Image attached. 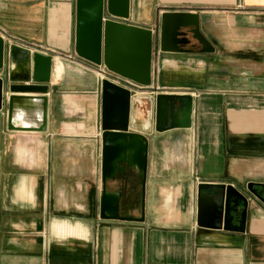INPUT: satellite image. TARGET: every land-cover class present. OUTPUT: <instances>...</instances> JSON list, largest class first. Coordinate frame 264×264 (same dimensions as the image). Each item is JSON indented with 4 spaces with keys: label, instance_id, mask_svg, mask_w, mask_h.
<instances>
[{
    "label": "crops",
    "instance_id": "crops-1",
    "mask_svg": "<svg viewBox=\"0 0 264 264\" xmlns=\"http://www.w3.org/2000/svg\"><path fill=\"white\" fill-rule=\"evenodd\" d=\"M76 8L77 0H0L6 44L53 56L48 93L8 90L0 109V264H264V203L250 202L245 232L198 223L201 183L264 185V0H130L119 21L155 31L164 12L189 11L210 44L155 50L149 88L76 55ZM105 78L132 94L182 96L166 100L163 131L156 107L152 128L150 102L138 108L146 120L131 131L149 141L145 180L139 138L104 179ZM13 95L49 98L46 132L9 128ZM104 192L107 215L134 220L104 217Z\"/></svg>",
    "mask_w": 264,
    "mask_h": 264
},
{
    "label": "water",
    "instance_id": "water-1",
    "mask_svg": "<svg viewBox=\"0 0 264 264\" xmlns=\"http://www.w3.org/2000/svg\"><path fill=\"white\" fill-rule=\"evenodd\" d=\"M130 14V0H77L76 8V55L110 73L128 79L141 88H149L153 83V60L155 50L161 52H193L186 48L197 40L202 52H209L210 44L200 31L198 14L189 11H166L162 14L160 25L154 31L119 20H127ZM192 37V38H190ZM8 63V66H7ZM0 109L7 99L5 92H24L47 94L53 72V56L41 52L32 53L18 45H7L0 35ZM28 82V84L26 83ZM179 95L158 93L156 97L132 94L131 90L105 78L102 81V139L104 179L110 165L134 146L140 150L139 165L144 180L148 169V138L132 129L146 120L141 110L150 102L149 128L154 124V108L157 109L156 129L161 127L165 102ZM189 101L192 100L187 96ZM38 108V118L30 114ZM49 98L47 96L20 97L9 99L8 124L10 129L46 132L48 130ZM190 109V108H189ZM23 115V127L15 123ZM31 118V119H30ZM35 119V120H34ZM34 121L33 123L31 121ZM145 125V123H144ZM141 139L143 145L129 139ZM249 183L247 192L234 185L224 183H201L198 187V223L212 229L245 232L248 208L252 200L264 203V185ZM209 189L212 220L203 222L202 214L206 209L204 190ZM208 200V199H207ZM106 192L103 196L102 215L108 218L134 220L130 217L106 214ZM141 221L144 218L139 219ZM237 225L241 228L237 229Z\"/></svg>",
    "mask_w": 264,
    "mask_h": 264
},
{
    "label": "bare ground",
    "instance_id": "bare-ground-1",
    "mask_svg": "<svg viewBox=\"0 0 264 264\" xmlns=\"http://www.w3.org/2000/svg\"><path fill=\"white\" fill-rule=\"evenodd\" d=\"M61 70H62V66L60 65V66H58V68H57V73H58V75L61 73ZM56 72V71H55ZM61 75V74H60Z\"/></svg>",
    "mask_w": 264,
    "mask_h": 264
},
{
    "label": "built area",
    "instance_id": "built-area-1",
    "mask_svg": "<svg viewBox=\"0 0 264 264\" xmlns=\"http://www.w3.org/2000/svg\"><path fill=\"white\" fill-rule=\"evenodd\" d=\"M130 81V80H129ZM131 82V84H134V85H136L137 86V84H135L134 82H132V81H130Z\"/></svg>",
    "mask_w": 264,
    "mask_h": 264
}]
</instances>
